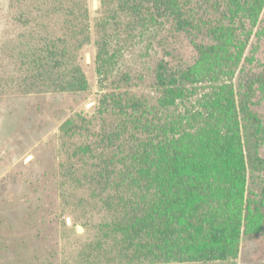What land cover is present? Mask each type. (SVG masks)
Wrapping results in <instances>:
<instances>
[{"label":"trees","instance_id":"trees-1","mask_svg":"<svg viewBox=\"0 0 264 264\" xmlns=\"http://www.w3.org/2000/svg\"><path fill=\"white\" fill-rule=\"evenodd\" d=\"M99 4L96 31L89 0L9 5L23 29L7 46L18 92H88L84 51L97 49L95 113L61 128L73 140H62L63 190L76 199L73 227L90 241L79 262L235 259L245 235L264 236V0ZM184 38L193 62L174 46ZM127 42L162 49L155 102L139 93L143 76L123 66Z\"/></svg>","mask_w":264,"mask_h":264},{"label":"rangeland","instance_id":"rangeland-1","mask_svg":"<svg viewBox=\"0 0 264 264\" xmlns=\"http://www.w3.org/2000/svg\"><path fill=\"white\" fill-rule=\"evenodd\" d=\"M11 1L0 0V82L7 87L5 93H0V264H82L77 251L89 237L84 236L81 226L73 227V214H79L72 206L76 199L63 190L62 140L69 143L73 140L63 138L61 128L79 115L90 117L95 113L100 98L93 64L97 49L92 44L84 51L82 65L90 82L88 92H18L14 80L17 74L7 46L23 29L15 20L18 8L9 10ZM89 2L91 26L96 31L94 19L98 17L100 4L99 0ZM174 46L181 49L187 61L193 62L197 54L188 39L174 42ZM145 48V44L142 47L127 42L126 51L131 57H127L123 66L134 68L133 73L143 76L142 80L134 81L139 93L155 102L161 93L153 87L152 73L156 58L163 54L161 48L156 52L150 49L148 53ZM204 84L208 89L212 87ZM257 110L264 126V102ZM97 125L94 121L93 127ZM171 264H264V236L245 235L238 256L228 262Z\"/></svg>","mask_w":264,"mask_h":264}]
</instances>
